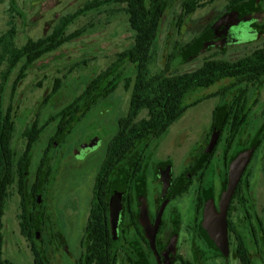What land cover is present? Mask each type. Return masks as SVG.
Returning a JSON list of instances; mask_svg holds the SVG:
<instances>
[{
    "label": "rangeland",
    "instance_id": "rangeland-1",
    "mask_svg": "<svg viewBox=\"0 0 264 264\" xmlns=\"http://www.w3.org/2000/svg\"><path fill=\"white\" fill-rule=\"evenodd\" d=\"M89 1L91 0H0V38L12 28L15 31L14 43L17 47L22 46L28 39L44 38L51 34L62 18L73 16ZM182 1L170 0L154 46V58L149 66L151 73H158L162 69L186 72L212 58L235 61L251 50L239 48L223 54L198 52L194 58L193 54L186 52L177 57L174 48L178 43L183 44L192 37L184 32V40L179 41L178 34H168L172 17L180 14ZM121 7H106L77 16L68 25L66 32H78L79 36L35 61L26 68L19 81L17 76L21 67L18 66L12 73L4 100L5 105L14 112L11 147L16 155L24 150L23 132L27 127L36 120L40 125L45 124L50 115L60 110L64 103H71L91 80L105 72L114 63L118 53L131 47L133 34L128 28L126 15ZM210 8L197 10L190 18V23L196 24ZM263 43L264 37L257 46ZM253 46L256 44L251 46L255 48ZM175 55L176 58L173 59ZM4 66V61L0 59V72ZM121 67L122 76L132 71L127 64ZM115 72L116 69L110 75ZM56 81L59 83L57 93L44 103ZM13 84L14 90L11 91ZM130 84L125 85L119 79L110 96L105 100H98L78 123L71 125V130L65 134L63 142L51 151L46 147L54 126L49 127L47 135L41 136L31 153L30 178L35 174L40 159L46 155L45 160L50 168L48 180L45 175L38 176L41 179H38L37 186L43 193L33 214L37 234L34 245L47 258L48 264H77V259L85 251L80 239L88 213L92 180L102 161L105 147L116 131L117 120L127 109ZM232 84V80H219L212 86L195 90L184 98L183 104L192 109L184 114L183 125L179 121L168 130L164 141L174 150H178L175 162H180L181 153L192 149L194 142H198L203 136L208 137L213 108L222 106V103L226 105V96L219 98L218 92ZM103 87L104 84L100 86ZM239 87L242 86L231 87L226 94L230 93L228 96H231ZM254 97L255 108L246 114L249 121L239 131L244 140L255 133L259 124L264 122V114L259 115L264 99V84ZM93 142L95 147L92 150L75 154L77 149ZM219 151L218 148L216 153ZM259 157V161L255 160L252 165V189L255 191L256 211L261 216L264 213V153ZM26 202L32 206L35 197L29 195ZM80 202V210L77 211ZM19 214L20 198L12 190L2 217V258L14 264H33L31 245L19 229ZM251 254L255 252L251 251Z\"/></svg>",
    "mask_w": 264,
    "mask_h": 264
},
{
    "label": "flooded vegetation",
    "instance_id": "flooded-vegetation-1",
    "mask_svg": "<svg viewBox=\"0 0 264 264\" xmlns=\"http://www.w3.org/2000/svg\"><path fill=\"white\" fill-rule=\"evenodd\" d=\"M189 1H193L196 6L188 14L184 3ZM207 7L211 8L202 19L196 24L190 23V18L197 10ZM168 30V34H178L179 41L184 40V32L192 35L183 44L177 45L184 52L188 51V54L194 53L191 49L199 53L219 54L237 51L239 48L251 49L249 52H252L264 47V43L257 46L264 37V0H183L180 14L172 17ZM254 44L256 46L252 48ZM198 52L192 57L197 56ZM263 84L264 80L261 85L250 83L247 86H231L242 87L231 96H228L230 93L224 94L226 105L222 103V106L216 108L218 115L215 118L213 108L208 137L203 136L192 144V149L183 151L180 162H175L178 150L164 142L165 134L179 121L183 125L184 114L192 109L189 107L163 136L140 141L113 172L104 175L101 185L103 190L99 192L104 206L99 209L103 211V223L108 230L105 238L112 245L114 264H264V213L260 212V216L256 211L255 191L252 189V165L264 153V141L258 140L259 129L264 122L259 124L258 130L256 128L247 140L241 138L239 133L249 121L246 114L255 108L254 95ZM242 89L248 92H240ZM218 97L222 98L219 94ZM230 112L234 117L240 114L243 120L244 117L246 119L233 135L228 133L233 125H228L225 119ZM145 114L144 111L140 112L138 119ZM263 114L264 99L259 111V115ZM214 130L216 142L209 149ZM94 147L95 142L80 147L75 154L80 155L82 151ZM218 148L220 151L216 153ZM244 152H250V158L226 212V258L207 245L203 222L208 207L219 212V201L227 187L230 164ZM31 179L32 183L36 181V175ZM30 185L28 190H31ZM93 185L94 177L92 189ZM92 189L80 239L85 249L89 243L85 229L93 203ZM33 190L35 192L32 196L36 203L37 196L41 199L43 192L36 193V190H40L37 183ZM80 206L81 202L77 205V211ZM112 213L116 214L113 227L110 221ZM251 251L255 254H251ZM83 254L77 259V264H81Z\"/></svg>",
    "mask_w": 264,
    "mask_h": 264
},
{
    "label": "trees",
    "instance_id": "trees-1",
    "mask_svg": "<svg viewBox=\"0 0 264 264\" xmlns=\"http://www.w3.org/2000/svg\"><path fill=\"white\" fill-rule=\"evenodd\" d=\"M116 5L122 6L121 11L126 15L128 28L133 34L131 47L118 53L114 63L105 72L91 80L71 103L66 105L64 103L60 110L50 115L45 124L40 125L36 120L27 127L23 132L24 150L16 155L11 147L14 112L11 107L5 105L4 100L12 73L18 66L21 67L17 76V81H19L31 64L79 36L78 32L73 34L66 32L68 25L77 16ZM184 5L188 14L192 13L196 6L193 1L185 2ZM168 6L169 0H91L73 16L62 18L51 34L44 38L28 39L22 46L17 47L14 43L13 28L0 38V59L5 63L0 72V264H14L2 258L3 236L1 231L2 217L12 190L20 198L18 224L21 235L31 245L33 264H48L47 258H44L43 253L34 245L37 239L33 215L36 203L29 206L26 199L34 194V184L38 183L39 175H45L47 180L50 176V168L45 160L47 155L39 161L35 172L37 180L33 182L34 184L29 175L31 153L41 136L47 135L49 127L54 126L46 147L51 151L62 143L65 134L71 130V125L78 123L98 100H105L110 96L119 79L125 85L131 83L127 111L125 115L118 118L116 131L106 146L104 157L94 176L93 203L85 229V236L88 237L89 243L81 258V264H92L93 260L94 264H114L112 245L105 238L108 230L103 223V211L99 209L104 206L102 195L99 194L103 190L101 185L104 175L113 172L120 161L128 156L140 141L163 136L188 108L183 102L191 92L208 88L223 79L234 80L231 86L262 84L264 47L255 49L235 61L212 58L204 60L196 69L186 72L162 69L158 73H151L149 66L153 62L154 46L160 32L162 15ZM174 50L177 57L186 53L179 47H175ZM191 52L196 54L198 51L191 49ZM126 64L132 68V71L122 76L121 66ZM114 69L116 72L111 76L110 73ZM58 84L56 81L44 103L57 93ZM102 84L104 87L100 88ZM14 85L11 91L14 90ZM231 86L222 89L218 94L223 97ZM240 92L246 93L248 90L242 89ZM142 111L146 114L138 119V114ZM217 115L218 111L215 109L213 117ZM225 119L228 125H233V129H228L231 135L238 132L246 121L245 117L244 120L240 114L234 117L231 112L226 115ZM263 127L259 129V141H264ZM30 182L32 186L28 184ZM28 185L31 186V190H28ZM39 192L40 190H36V193Z\"/></svg>",
    "mask_w": 264,
    "mask_h": 264
},
{
    "label": "water",
    "instance_id": "water-1",
    "mask_svg": "<svg viewBox=\"0 0 264 264\" xmlns=\"http://www.w3.org/2000/svg\"><path fill=\"white\" fill-rule=\"evenodd\" d=\"M216 130L213 131V136L210 139L208 148H213L216 142ZM250 158V152L242 153L237 159L232 161L229 167V175L226 190L222 193L219 201V212L217 213L213 207L206 209V214L203 222L204 238L207 245L214 251L221 253L227 258L228 255V238H227V221L226 212L230 202V198L234 189L241 177L245 166ZM40 196L36 198V204H39ZM112 227L116 224V214H111ZM150 243L151 240H150Z\"/></svg>",
    "mask_w": 264,
    "mask_h": 264
}]
</instances>
